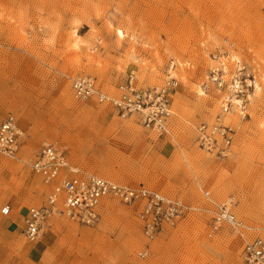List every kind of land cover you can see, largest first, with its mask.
<instances>
[{
	"label": "rangeland",
	"instance_id": "374dc122",
	"mask_svg": "<svg viewBox=\"0 0 264 264\" xmlns=\"http://www.w3.org/2000/svg\"><path fill=\"white\" fill-rule=\"evenodd\" d=\"M175 65L167 134L144 129L106 104L74 98L72 82L88 76L106 95L134 78L160 86ZM253 69L258 88L235 129L231 152L201 151L195 131L219 114L207 83L219 63ZM12 116L20 138L11 158L0 153V264H238L243 241L223 227L210 237L214 203L231 200L264 240V0H0V124ZM43 145L62 151L79 171L119 185L178 199L192 209L151 243L136 207L109 199L92 225L51 216L40 239L26 241L19 223L46 204L50 186L27 163Z\"/></svg>",
	"mask_w": 264,
	"mask_h": 264
},
{
	"label": "built area",
	"instance_id": "2783aa9c",
	"mask_svg": "<svg viewBox=\"0 0 264 264\" xmlns=\"http://www.w3.org/2000/svg\"><path fill=\"white\" fill-rule=\"evenodd\" d=\"M232 65L230 69L225 63H219L208 71L205 89L210 85L217 92L220 112L214 123L201 124L195 131L198 148L219 158H226L230 154L235 137V129L226 117L235 113L241 120L246 118L247 106L258 88L252 68L240 62ZM174 71L175 65L169 62L162 85L146 89L135 88L134 78L130 75L125 84L116 88L114 96L103 93L88 76L75 78L71 88L77 101L93 100L98 104L109 105L122 117H136L144 129L162 135L167 134L172 95L178 85ZM19 138L14 118L7 117L0 124V153L16 157L20 148ZM27 165L51 189L44 206L29 208L21 218L22 234L29 243L40 239L48 219L54 215L76 224H94L99 219V207L109 199L136 207L142 235L148 243L194 210L178 199L142 187L119 185L81 172L67 161L62 151L52 145H43ZM203 196L214 208L208 236L227 227L243 241L238 264H264V240L245 238L248 229L232 213L231 200L214 203L209 200V193L205 192ZM10 213L8 206L0 209L3 217ZM148 254L149 248L145 246L136 254L138 264H146Z\"/></svg>",
	"mask_w": 264,
	"mask_h": 264
},
{
	"label": "crops",
	"instance_id": "0c3cea01",
	"mask_svg": "<svg viewBox=\"0 0 264 264\" xmlns=\"http://www.w3.org/2000/svg\"><path fill=\"white\" fill-rule=\"evenodd\" d=\"M23 217V215L21 216V218ZM19 223H20V221H19Z\"/></svg>",
	"mask_w": 264,
	"mask_h": 264
}]
</instances>
